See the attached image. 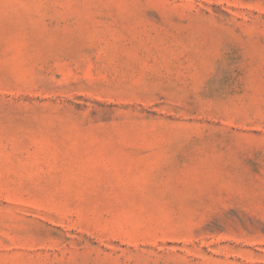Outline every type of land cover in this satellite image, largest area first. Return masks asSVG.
Segmentation results:
<instances>
[{
	"label": "rangeland",
	"instance_id": "1",
	"mask_svg": "<svg viewBox=\"0 0 264 264\" xmlns=\"http://www.w3.org/2000/svg\"><path fill=\"white\" fill-rule=\"evenodd\" d=\"M0 264H264V0H0Z\"/></svg>",
	"mask_w": 264,
	"mask_h": 264
}]
</instances>
